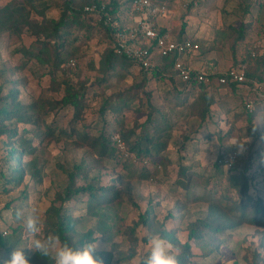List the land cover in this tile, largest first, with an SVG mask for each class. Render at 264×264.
Segmentation results:
<instances>
[{"label":"rangeland","instance_id":"1","mask_svg":"<svg viewBox=\"0 0 264 264\" xmlns=\"http://www.w3.org/2000/svg\"><path fill=\"white\" fill-rule=\"evenodd\" d=\"M92 1L73 0V9L66 11L68 0H0V103L11 98L44 105L49 112L39 124L21 118L3 121L0 232L7 231L6 236L21 240V245L13 248L8 242L0 247V264L23 248L30 264L43 262L27 248L33 237L24 222L34 209L42 236H47L50 210L81 218L77 231L91 233L90 243L97 244L94 256L104 264H134L145 252L144 234H159L169 241L164 229L175 235L174 248L188 249L187 264H264V218L261 224L242 222L221 232L214 242L190 237L210 206L218 221L239 220L241 213L233 206L243 200L231 177L240 178L244 168L255 174L249 192L262 200L264 208V121H256V129L245 110V102L255 97L252 88L249 84L238 90L214 88L215 100L203 117L204 104H197L174 68L166 67L171 59L154 60L153 66H163L161 76L137 65L108 63L112 36L86 13L84 7ZM102 1L118 3L116 24L124 28L134 24L133 13L125 7L129 0ZM164 1L168 11L158 25L175 39L200 41L199 50L187 60L194 69L203 56L208 64L199 70L217 74L245 65L247 75L264 83V0ZM65 11L67 19L75 16L79 23L56 30ZM255 50L259 57L249 61L248 52L254 57ZM243 60L249 62L240 64ZM67 87L81 95L78 116L73 107L58 105ZM46 123L56 127L53 136ZM159 126L171 132L168 143L156 155L139 156L135 138L145 133L152 137ZM105 137L111 140L112 158L100 151ZM25 140L38 150L22 157L26 165L17 185L10 182L16 162L9 152L25 145ZM118 141L124 143L123 150ZM236 145L243 147L237 151ZM143 146L148 142L143 140ZM231 151L239 156L232 171L220 164ZM76 166L85 169L76 174V187L96 179L114 197L115 207L101 205L110 214L109 224H100L99 216L90 212L98 205L87 203V194L61 199ZM181 166L191 174L189 189L178 183ZM257 167L261 172L254 171ZM147 208L150 220L142 217Z\"/></svg>","mask_w":264,"mask_h":264},{"label":"trees","instance_id":"2","mask_svg":"<svg viewBox=\"0 0 264 264\" xmlns=\"http://www.w3.org/2000/svg\"><path fill=\"white\" fill-rule=\"evenodd\" d=\"M73 0H68L66 5L68 7L66 8L67 10H72L73 8L71 7V3ZM153 3H159L163 4L166 1L164 0H152ZM102 0H93L92 2H89L88 5H93V4H100L102 3ZM70 5V7H69ZM86 5V6H88ZM118 3L113 2L112 4H107V12L110 14L112 17V24H108L104 21V19L99 15V14H92L93 16L96 17V20L98 21V24L101 25L104 30L112 36V48L109 50V53L107 55V61L110 64H117L119 66H124L128 67L130 65H136L130 58L123 54H118L115 52V28H124L121 24L115 23L117 21V10H118ZM85 6V7H86ZM84 7V8H85ZM131 13H133V17L136 14V11L133 9V0H129L126 3V6ZM66 11L61 15L60 19L58 22H56V30H61L64 31L67 29L68 26H76L79 23V20L75 17L72 16V18L67 19L66 16ZM76 14V10L73 11ZM85 12V11H84ZM88 13V12H86ZM161 28V27H160ZM160 31L166 32L165 29H160ZM179 40H184L188 39V37H182V38H176ZM192 39V38H190ZM194 40V39H193ZM196 41V39L194 40ZM200 42V41H196ZM254 51V50H252ZM252 51L248 52L249 54V61H253L255 58L259 57L258 53L255 50V56L252 57ZM155 57V56H154ZM162 59L161 57H155L153 60H158ZM175 59V58H174ZM174 59L167 63V66H170L171 68L174 66ZM248 60H243L240 64L244 62H249ZM191 64L190 62H188ZM174 68V67H173ZM163 66L162 64H156L154 66H151L148 69H145V71L149 72L153 76H161L163 72ZM211 73V72H210ZM251 75V74H248ZM256 77L253 75L248 76V79L244 82L252 86V81L255 80ZM260 81V80H257ZM181 83L184 85V91H187L188 94L190 92L192 93L193 100H196L198 103L197 104H204V110H203V117L204 113L208 111V106L210 103L214 102L215 100V95H214V88H219V87H225L227 89H233L236 90L240 85L236 82H230L227 84H217L213 83L210 85H205V84H198L194 82H184L181 81ZM238 90V89H237ZM254 98L251 99L254 103V109L253 111H250L246 108L247 101L245 102V110H246V115L248 116V121L250 124H252L254 127V123L256 121H264V98H261L254 94ZM58 105H62L63 107L65 106H70L75 109V114L78 116L82 110V105H81V95L78 91L72 89L71 87L66 88V93L62 97V99L58 102ZM46 109L44 108V105L41 107L39 104L36 103H30V104H24L22 101L19 102H13V99L7 98L3 102L0 103V131H3L4 129V120H13V119H18L21 118L23 121H28L30 123H35L39 124V118L44 121L45 115H47L49 112L45 111ZM261 114V115H260ZM45 122V121H44ZM47 125V133L50 134L51 136L54 135L56 131V127H54L52 124ZM256 129H258L256 127ZM17 134V132H16ZM43 133H37L36 136L39 138H42ZM45 135V133H44ZM134 135V134H133ZM144 136L141 137L139 136L138 138H135L134 140V147L137 151V153L140 155H156L155 153L160 152V149L162 148L163 143L167 144L169 139L171 138V132L168 130H165L163 127H157L156 132L152 137L149 136L148 133L143 134ZM19 137V136H17ZM23 137V136H21ZM143 140L148 142V146L145 147L143 146ZM25 145H22L20 148H14L12 147L9 155L14 159L16 162L13 170H12V176L10 182L17 183V185L21 182L23 178V173H22V168L23 166L25 167L26 161L22 159L24 155L31 154L34 151H37L38 148L32 147L30 142H22ZM160 148V149H159ZM158 149V150H157ZM24 151V152H23ZM100 151L104 155H108L109 157H114V149L111 146V140L108 138H102L101 143H100ZM157 151V152H156ZM228 154V153H227ZM258 156V154L256 153ZM225 157L222 156L220 160V164L224 166L223 164V158ZM239 163V156L237 163L234 168L229 169V170H235L238 167ZM21 165V166H18ZM75 171H72L69 173V185L65 188V195L61 199L67 200L72 198L74 195L77 193H83L87 194V203H95L96 208L92 211L91 213H94L95 215L99 216V222L100 224L107 223L109 224V221L111 220L110 214H107L106 211H104L101 208V205H105L107 209H111L112 207H115L116 203L113 204L114 197L110 192H108L105 188L101 187L98 185L96 182V179H89L87 180L88 182L85 185L77 186L76 187V174L77 173H83L85 171L84 168L80 166L75 167ZM260 171L261 172V167H257L254 171ZM77 171V172H76ZM179 177L178 178V183L180 184L181 187L184 189H189V182H191V174L189 172V169L187 167L181 166V169L179 170ZM249 168H244L243 174L240 176V178H234L231 177V184L238 190L240 194V199H242V202H238L236 206H233V210L241 213L239 216V220H235L233 222L230 221H225L221 222L218 221L216 211L213 209V206H210L209 208V213L205 219H201L200 221H197L194 228H192L190 232V237H195L197 239H203L204 237L210 238L212 242H214V239H216V235H218L221 232H224L229 229H233L237 226H239L242 222L250 223V224H261V218H264V208L261 207V199L259 198H253V194L249 192L250 189V183L255 174L249 175ZM255 173V172H253ZM85 177V175L83 176ZM86 179V177H85ZM74 181V182H73ZM71 183V184H70ZM116 196V195H114ZM93 206V205H92ZM89 207H91L89 205ZM91 209V208H90ZM150 209H146V211L142 214V217L144 220H147L149 218L150 220ZM48 220H47V235L49 234H55L58 235L61 239V241H66L70 243L73 247L80 248L86 243H90L93 241L91 239V233L87 232V234H80L77 231V226L81 223V218L78 217H72L71 215L64 214L62 215L60 213V209H56L55 211L50 210L48 214ZM106 225V224H103ZM111 228V226H110ZM18 228L14 229V232H17ZM7 232V231H6ZM164 235L169 239V241L176 247V242L177 240L175 239V235H172L171 232H167L166 229L163 230ZM3 235L2 232H0V247H5L7 243L9 242L11 244V247L15 248L21 245V240L19 241H13L12 238ZM110 256V254H108ZM189 251L187 248H181L179 255L177 256L178 264H187L190 262L189 260ZM43 262L40 264H51V260H47V258H43Z\"/></svg>","mask_w":264,"mask_h":264},{"label":"built area","instance_id":"3","mask_svg":"<svg viewBox=\"0 0 264 264\" xmlns=\"http://www.w3.org/2000/svg\"><path fill=\"white\" fill-rule=\"evenodd\" d=\"M133 9L137 14L133 18L134 24L126 28H115L116 53L127 56L143 69L153 66V58L155 59L157 56L162 59H171V61L175 58L174 70L180 80L187 83L210 85L236 82L240 86L247 85L244 83L248 79L245 65L231 67L226 72L217 74L194 69L187 60L189 55L199 50V43L190 38L175 39L167 31L163 33L160 31L161 26L158 25V21L166 16L168 11L165 3H153L152 0H133ZM85 11L90 14H99L106 23L112 24V17L107 12V4L104 2L88 5L85 7ZM253 56H255L254 53ZM71 65H75V62L71 61ZM252 84L250 86L252 91L257 96L264 98V83L253 80ZM246 108L253 111V101H248ZM118 146L121 150L124 149L122 141H118ZM237 160V152L231 151L223 158V164L226 168L232 169Z\"/></svg>","mask_w":264,"mask_h":264},{"label":"clouds","instance_id":"4","mask_svg":"<svg viewBox=\"0 0 264 264\" xmlns=\"http://www.w3.org/2000/svg\"><path fill=\"white\" fill-rule=\"evenodd\" d=\"M242 147V145H236L237 151ZM35 212L34 209V214L27 216L24 222L26 231L33 237L27 248L38 256L51 260L52 264H104L102 259L94 256L96 243H86L76 248L66 241H61L58 235L42 236L41 222ZM144 238L145 252L134 261V264H178L177 256L180 250L174 248L172 243L159 234L146 232ZM23 249H15L5 264H30Z\"/></svg>","mask_w":264,"mask_h":264},{"label":"crops","instance_id":"5","mask_svg":"<svg viewBox=\"0 0 264 264\" xmlns=\"http://www.w3.org/2000/svg\"><path fill=\"white\" fill-rule=\"evenodd\" d=\"M133 22H134V21H133ZM195 53H196V52H195ZM195 53H193V54H195ZM193 54H192V55H193ZM192 55H191V56H192ZM206 64H208V62L205 61V59H204L203 56H200V57L197 58L196 67H195V66H194V67H195L196 69H198V68L200 69L201 67H203V66L206 65ZM192 65H193V64H192ZM199 69H198V70H199ZM211 73H212V72H211Z\"/></svg>","mask_w":264,"mask_h":264}]
</instances>
